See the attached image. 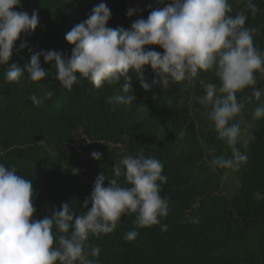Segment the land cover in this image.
Returning <instances> with one entry per match:
<instances>
[{
    "label": "trees",
    "instance_id": "1",
    "mask_svg": "<svg viewBox=\"0 0 264 264\" xmlns=\"http://www.w3.org/2000/svg\"><path fill=\"white\" fill-rule=\"evenodd\" d=\"M105 3L111 10L108 27L130 29L135 14L126 13L135 4L145 19L159 5L157 0H22V8L39 15L36 30L22 37L27 43L9 61L23 68L32 52L56 50L70 56L72 47L65 33L84 21L92 8ZM235 16L245 10L247 0H229ZM258 11L246 12V27L259 29L254 46L264 51V0H254ZM17 41L16 48H19ZM156 51L162 52L159 47ZM40 82H30L25 73L18 82H5L7 66L0 65V163L15 167L17 174L33 182L36 209L34 218L51 216L63 203L80 213L97 177L105 176V186L113 178L112 167L125 155L143 150L146 157L159 159L167 182L160 195L169 203L168 214L158 225L137 228L135 214L122 215L111 234L90 236L89 244L100 248L98 264H264V118L254 119L256 107L264 104L254 98L236 118L242 135L236 147L247 156L236 173L239 193L228 198L222 190L223 177L230 169L212 165L213 157L231 156L230 147L217 139L213 123L199 98L205 85L218 84L212 72L170 88L145 92L135 78L131 83L135 101L117 105L123 79L117 84L96 88L79 79L71 90L56 78V68ZM144 75L151 82L150 66ZM258 88H264V73H255ZM46 91L53 96L43 106L34 105ZM251 88L237 93L238 99L251 96ZM183 103H180V101ZM249 134L247 144L243 137ZM212 149H215L213 152ZM93 152L101 159L92 158ZM78 170L77 174L72 169ZM123 184V178H120ZM127 186V185H125ZM166 225L167 229L162 230ZM139 234L134 241L124 235ZM91 259V257H89Z\"/></svg>",
    "mask_w": 264,
    "mask_h": 264
},
{
    "label": "clouds",
    "instance_id": "2",
    "mask_svg": "<svg viewBox=\"0 0 264 264\" xmlns=\"http://www.w3.org/2000/svg\"><path fill=\"white\" fill-rule=\"evenodd\" d=\"M159 5L124 27H108L111 10L105 3L95 5L87 18L65 33L72 47L70 56L56 50L32 52L23 68L9 61L15 51L28 47L22 37L39 26L38 12L31 16L22 8V0H0V65H6L5 82H18L27 73L30 82L43 81L48 72L41 66L56 68V78L67 90L79 79H87L96 88L117 84L123 79L122 93L114 98L117 105L135 101L133 76L145 91L169 88L171 84H191L200 73L212 72L219 83H208L199 103L208 109L217 139L224 141L231 156L213 157L212 165L238 169L247 156L236 147L242 135L236 118L253 98L260 101L264 88H258L255 73H264V51L254 46L256 27H246L250 11H258L254 0H247L245 10L233 11L229 0H157ZM138 10L129 8L131 18ZM19 48H16L17 41ZM155 47L162 49L158 52ZM150 66L155 78L149 82L145 67ZM251 88V96L238 99L237 93ZM53 96L44 92L31 96L34 105L43 106ZM180 103H183L181 100ZM254 119L264 118V104L256 107ZM214 152L215 149H212ZM92 158L101 159L93 152ZM163 163L143 150L125 155L112 167L113 178L105 186L99 175L92 191L83 201L85 211L77 213L69 203L51 216L35 219L33 182L17 174L15 167L0 163V264H98L100 248L89 244L90 236L113 233L122 215L135 214L137 228L158 225L168 214L169 203L160 195L167 182ZM73 174L78 170L73 168ZM123 178L124 183L120 182ZM127 185V186H125ZM167 226L163 225L162 230ZM138 232L128 231L127 241ZM91 257V259L89 258Z\"/></svg>",
    "mask_w": 264,
    "mask_h": 264
},
{
    "label": "rangeland",
    "instance_id": "3",
    "mask_svg": "<svg viewBox=\"0 0 264 264\" xmlns=\"http://www.w3.org/2000/svg\"><path fill=\"white\" fill-rule=\"evenodd\" d=\"M133 9H137L138 11L136 12V15L138 16V19L144 18L141 10L139 7L135 4L132 5ZM175 87V84H171L169 86L170 89H173ZM249 134H246L242 141L244 144H247L249 141ZM240 185L237 181L236 173L233 169L228 170L224 177H223V184H222V190L223 193L228 197V198H233L239 193Z\"/></svg>",
    "mask_w": 264,
    "mask_h": 264
}]
</instances>
